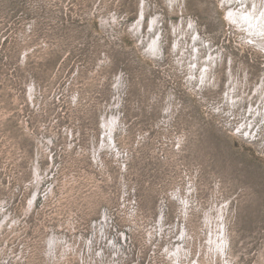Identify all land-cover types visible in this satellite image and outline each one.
<instances>
[{
  "label": "rangeland",
  "instance_id": "1",
  "mask_svg": "<svg viewBox=\"0 0 264 264\" xmlns=\"http://www.w3.org/2000/svg\"><path fill=\"white\" fill-rule=\"evenodd\" d=\"M261 3L0 0V264H264Z\"/></svg>",
  "mask_w": 264,
  "mask_h": 264
},
{
  "label": "snow or ice",
  "instance_id": "2",
  "mask_svg": "<svg viewBox=\"0 0 264 264\" xmlns=\"http://www.w3.org/2000/svg\"><path fill=\"white\" fill-rule=\"evenodd\" d=\"M231 3V0H221V7H227ZM258 7L264 8V3L258 5Z\"/></svg>",
  "mask_w": 264,
  "mask_h": 264
},
{
  "label": "bare ground",
  "instance_id": "3",
  "mask_svg": "<svg viewBox=\"0 0 264 264\" xmlns=\"http://www.w3.org/2000/svg\"><path fill=\"white\" fill-rule=\"evenodd\" d=\"M230 12H232V10H231ZM230 12H229V13H230Z\"/></svg>",
  "mask_w": 264,
  "mask_h": 264
}]
</instances>
